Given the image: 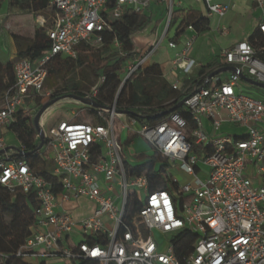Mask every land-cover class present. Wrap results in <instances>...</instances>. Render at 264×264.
Returning a JSON list of instances; mask_svg holds the SVG:
<instances>
[{"label":"built area","instance_id":"obj_1","mask_svg":"<svg viewBox=\"0 0 264 264\" xmlns=\"http://www.w3.org/2000/svg\"><path fill=\"white\" fill-rule=\"evenodd\" d=\"M152 1L51 0L49 20L36 16L35 21L38 28L50 22L46 31L50 51L35 62L17 61L14 85L1 99L0 152L8 148L4 133L14 115L30 112L27 101L50 97L44 89L46 66L53 57L75 60L81 45L100 49L104 35L112 34V22L128 12L146 13ZM156 1L166 7L165 29L158 40L132 55L122 72L124 83L147 67L164 44L175 48L167 34L178 0ZM195 1L203 4L205 17L210 19L223 18L237 0H226V4ZM254 2L261 12L257 29L264 36V0ZM186 31L194 30L188 27ZM193 40L185 39L183 50L172 61L183 78L190 77L196 66L188 55ZM110 47L125 57L116 38ZM221 59L223 67H234L239 74L209 79L206 87L184 98L183 106L195 124L191 130L177 113L155 125L128 118L127 124L118 127V112L112 104L98 112L101 123L59 122L48 129L40 153L47 154L52 163L48 178L25 162L10 161L7 152L0 155V186L10 195L21 194L35 203L34 226L15 257L74 264L84 260L97 264H264V99L241 94L239 85L240 75L264 85V63L246 42L223 51ZM103 82L100 77L84 98L94 100ZM190 83L175 82L171 87L184 94ZM203 121L216 134L225 123L242 132L239 137L210 138ZM122 132L141 138L165 161L166 174L176 185L171 193L152 191L143 174L127 173V152L119 142ZM95 146L100 154L94 160ZM194 147H200V156ZM79 200L90 202L94 209L89 217L76 220L68 206ZM132 203L138 206L133 214L129 211ZM183 232L195 237L190 253L176 251L185 238ZM153 234L163 240L156 241ZM78 237L81 240L74 243ZM87 238L102 243L88 245Z\"/></svg>","mask_w":264,"mask_h":264},{"label":"trees","instance_id":"obj_2","mask_svg":"<svg viewBox=\"0 0 264 264\" xmlns=\"http://www.w3.org/2000/svg\"><path fill=\"white\" fill-rule=\"evenodd\" d=\"M50 2L51 0H0V12L5 11L8 15L15 13L34 18L49 12ZM178 19L180 22L175 36L171 39L172 42H176L188 27H192L196 34L207 31L210 22L209 19L195 9L173 10L170 26ZM150 24L151 19L146 13L133 14L128 12L119 20L112 22V34L104 35V45L100 49L93 50L81 45L77 49L75 60L62 56L53 57L46 66L45 84L48 83L53 88L55 78L60 77L64 82V87L62 90L51 92L47 100H36L35 103L38 102V104L33 112L30 111L28 114L18 112L14 115V120L6 131L16 137L19 147L8 148L9 160L25 162L35 173L48 178L50 171H47L44 167L41 171H38V167L42 164L40 156L42 151L38 149L39 141L33 126L34 116L41 106L48 101L67 95L84 98L85 93L94 86L100 77H104V82L99 87L96 98L92 100L100 108L91 107L92 110L88 111V115L93 118L95 124L102 122L97 115L98 112H103L108 106L115 104L117 112H129L130 115H127V117L135 118L141 125H155L169 115L177 113L185 119L188 128L193 129L195 124L189 112L183 105L177 107L185 97L193 94L201 87H206L209 84V81H207L209 76L216 70L223 68V65L217 64L215 60L201 68L197 75L198 78L190 83L189 89L184 94H182V91L173 90L171 85L164 79L160 67L157 64H151L137 71L134 79L127 80L125 92L118 99L114 98L115 92L121 83L122 72L132 55L137 52L132 39L135 35L146 31ZM48 28V24L43 28L37 27L33 31L31 39L14 36L15 40L21 39L24 44H18L17 54L12 62L0 66V102L5 92L14 85L13 68L15 63L22 59L35 62L42 59L50 51V41L46 36ZM113 38H116L121 44V51L125 57H119L117 53L112 51L110 45ZM246 43L254 49L255 57L264 63V36L259 33L258 29L248 37ZM73 69L78 70L83 78V69H86L95 79L86 92L81 93L83 82L73 77L74 74L71 73ZM2 72L5 75L1 74ZM9 72L12 74L11 80L3 82ZM221 75L214 78H220ZM135 137L128 132L119 135V142L124 153H126V146ZM43 146H45V139ZM193 152L200 156L202 151L200 147H194ZM99 154V146L93 147L94 160L99 157ZM124 167L131 176L143 174L148 179L152 191L171 193L176 188V185L170 180V176L166 174L167 164L156 155L139 156L136 159L127 158ZM34 208L35 203L27 196L21 194L10 195L0 186V217L3 216L9 219L7 224L0 221V264H26L23 260L16 258L15 254L29 237L31 228L34 226ZM137 210V204L132 203L129 211L133 214ZM182 236H185V238L179 243L176 251L177 253H190L195 237L186 234V232H183ZM84 242L88 245L102 243L101 240L96 238H87ZM77 264L97 263L84 260Z\"/></svg>","mask_w":264,"mask_h":264},{"label":"crops","instance_id":"obj_3","mask_svg":"<svg viewBox=\"0 0 264 264\" xmlns=\"http://www.w3.org/2000/svg\"><path fill=\"white\" fill-rule=\"evenodd\" d=\"M216 2L220 4L227 3L226 0H216ZM184 9L198 10L205 17V9L203 4H200L195 0H178L174 6V10ZM146 14L150 17L151 24L146 31L134 36L138 37L136 42H138L137 46H139V49L137 48L135 41H133L136 51H141L145 49L149 44L153 43L155 40H158L162 36L165 29L166 7L162 2L156 0L152 1L148 10L146 11ZM260 15L261 12L256 8L254 0H237L231 5L230 11L223 18L215 17L209 19L210 22L207 31L201 34H196L194 31H185L184 34L180 36V38H178L176 42H174V49H171L166 44H164L151 58L149 65L157 64L160 67L164 79L170 85L174 84L175 82H179V85L181 86V84H185L187 81L193 82L198 78L197 75L201 68L209 62L215 60L217 61V64L222 65L221 53L223 51L231 49L235 44L239 42H246L248 37L257 29L260 21ZM0 16L2 17V32L0 35V66H5L7 63L12 62L16 57L18 44H24L21 39L15 40L14 36H17L19 38H26V34L33 35V31L37 28V26L33 22L32 16L19 15L15 13L8 15L5 11H1ZM179 22L180 20L178 19L174 24L170 26L167 34V38L169 40L175 36ZM161 27H163V29L160 33ZM171 31H173V35L172 37H169ZM203 34H206L209 41L215 45V48L211 46L212 48L206 51V54L204 52L201 53L197 50H194V44L197 37ZM190 37L194 38V40L188 55L195 62L196 66L194 67L190 77L183 78L181 72L173 68L172 61L183 50L185 39ZM1 74L5 75L4 72H2ZM227 74L228 73L222 74L220 79L223 80ZM11 77L12 74L11 72H9L6 78L3 79V82L11 80ZM35 104V102H26V106L31 109V112L35 110ZM69 106L77 108V106ZM221 115L223 116L224 113H221ZM76 117L77 116L72 111L69 114L68 119L60 118V121L56 122L55 124L59 122H69ZM224 128H229L230 130H232V127L227 123L223 124L222 130L224 132H229V130H224ZM11 135L13 139L17 141L16 137L13 134ZM136 138L138 137L133 138V140ZM4 139L6 141L5 135ZM132 141L129 144H132ZM6 144L8 148L19 147V144L16 147H13L7 141ZM127 147L128 145L126 146V148ZM127 156L129 159H136L137 157H139L137 155L132 156L130 154H127ZM68 207L71 214L76 220L89 217L94 209V206L86 200H79L78 202L71 203ZM34 261L37 264H48L49 262H51L52 264H57L60 260H51L43 263L36 260ZM66 264L74 263L66 262Z\"/></svg>","mask_w":264,"mask_h":264},{"label":"rangeland","instance_id":"obj_4","mask_svg":"<svg viewBox=\"0 0 264 264\" xmlns=\"http://www.w3.org/2000/svg\"><path fill=\"white\" fill-rule=\"evenodd\" d=\"M45 20H49L50 18V14L49 13H45L41 16H39ZM36 21V17L33 18V22L35 23ZM50 24V22L48 21V25ZM163 27L160 28V33L162 31ZM232 30V29H231ZM173 35V31L170 32L169 37H172ZM31 34H26L25 37L26 38H30L31 39ZM138 37H134L133 41H135V44L137 46L138 42L137 41ZM166 43V42H165ZM203 43V44H202ZM213 46L215 48V45L213 43H211L207 37L206 34L200 35L197 37L196 42L194 44V50L199 51L201 53H205L206 51H208L209 49H211ZM139 46H137L138 48ZM139 49V48H138ZM130 63V61H129ZM83 74H84V78L80 75L79 71L76 69H73L71 71L73 75V77L76 80H80L81 82H83L82 84V88H81V93H84L88 90L89 86H91L94 83V78L89 74V72L86 69H83ZM67 77H69L67 75ZM66 77V78H67ZM136 77L133 76V79ZM223 77V76H222ZM240 88H241V94L243 95H247L253 98H260V99H264V90L255 88L243 81H241L239 83ZM64 87V82L60 77H56L55 78V86L53 88H51L49 86L48 83L45 84V89L44 92H54V91H59L62 90ZM126 89V82L124 83L123 81V76L121 79V83L118 86L114 98L116 97V99L119 98V96L125 92ZM44 103V102H42ZM38 104V102H37ZM37 104H35V109L37 108ZM69 105H73V106H77V108H74L72 106ZM92 110L91 107L89 106H85L77 101H74L72 99H63L59 102H57L56 104H54L52 107H50L49 109H47L44 114L41 116L40 121H39V126L40 129L42 130V132L44 133V135L47 134L48 129L54 125L56 122L60 121V118H65L68 119L69 114L73 111L75 113V115L77 116L75 119L71 120L73 122H83V123H87V124H95V121L93 120V118L91 116L88 115V111ZM127 116L123 115V114H118L116 116V120H115V125L116 126H120V124H127ZM204 129L205 132H207V135L210 138L216 137L218 135L221 134H228L231 136H237L239 137L242 131H239L237 128L232 127V130H230L229 128H224V130H229V132H224V131H220L219 133H214L211 132L210 130V126L208 122H204ZM139 128V127H138ZM6 137V141L11 144V146L16 147L18 145L17 141H15L12 137V135L8 132H6L5 134ZM263 146H264V142H263ZM128 149V150H127ZM126 152L129 155L132 156H154V152L152 151V149L141 139V138H136L132 141V144H129L128 147L126 148ZM41 159H42V164L38 167V171H41L43 169V167L47 170V171H51L52 170V163L51 160L48 158L47 154H42L41 155ZM180 178V177H179ZM138 195L140 197H143V192H139ZM104 221H106L105 218H103ZM0 221L3 224H7L9 222V219L7 217H0ZM154 239L156 240H163V238L161 236H158L156 234H153ZM165 239V238H164ZM81 240V238H76L74 240V243H77ZM156 240V241H157ZM23 262H25L26 264H37L35 261L30 260V259H24ZM67 261H59V263L57 264H66ZM48 264H52L51 262H49Z\"/></svg>","mask_w":264,"mask_h":264},{"label":"water","instance_id":"obj_5","mask_svg":"<svg viewBox=\"0 0 264 264\" xmlns=\"http://www.w3.org/2000/svg\"><path fill=\"white\" fill-rule=\"evenodd\" d=\"M224 73H233V74H239L238 70L234 67H223V68H220L218 70H216L215 72H213L210 76H209V79H212L220 74H224ZM240 78L243 82L255 87V88H258V89H261V90H264V85L263 84H259V83H256V82H253L249 79H246L244 78L243 76L240 75ZM63 99H72L74 101H77L85 106H89V107H92V108H100V106L90 100H87L85 98H81V97H78V96H73V95H67V96H64L62 98H58V99H54V100H51V101H48L46 103H44L41 108L37 111L36 115L34 116L33 118V126L37 132V138H38V141H39V147L38 149L41 150L43 148V145H44V133L42 132V130L40 129V126H39V121H40V118L41 116L44 114V112L49 109L50 107H52L54 104H56L57 102L63 100ZM183 105V102H181L177 108L181 107ZM118 114H123V115H130L129 112H118ZM8 151V148L5 149L4 151H1L0 152V155L4 154L5 152Z\"/></svg>","mask_w":264,"mask_h":264}]
</instances>
